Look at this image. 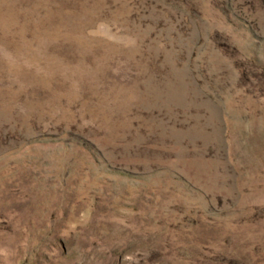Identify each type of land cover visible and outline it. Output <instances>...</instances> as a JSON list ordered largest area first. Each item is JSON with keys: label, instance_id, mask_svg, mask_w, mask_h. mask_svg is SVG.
Here are the masks:
<instances>
[{"label": "rangeland", "instance_id": "obj_1", "mask_svg": "<svg viewBox=\"0 0 264 264\" xmlns=\"http://www.w3.org/2000/svg\"><path fill=\"white\" fill-rule=\"evenodd\" d=\"M0 264H264V0H0Z\"/></svg>", "mask_w": 264, "mask_h": 264}]
</instances>
